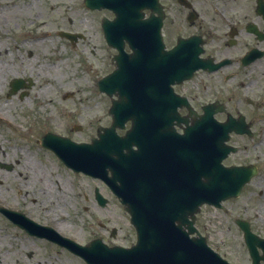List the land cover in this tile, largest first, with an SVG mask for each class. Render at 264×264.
Masks as SVG:
<instances>
[{"label":"rangeland","instance_id":"obj_1","mask_svg":"<svg viewBox=\"0 0 264 264\" xmlns=\"http://www.w3.org/2000/svg\"><path fill=\"white\" fill-rule=\"evenodd\" d=\"M12 1L14 5L11 6L9 0H0V41L6 38L4 43L10 44L8 38L15 32L18 38L15 37L12 43L16 48L12 46L10 49L15 54L17 67H22L17 57H26V53L17 54L19 50L23 52L26 49V58L30 57V50H34V60L30 62L34 80L41 79L39 75L43 71L53 81L58 78L62 85L51 90L53 96L50 97L51 105H48L46 115L22 118L17 114L15 120L21 127L0 126V196L8 199L30 194L33 197L34 193L45 192L47 202H42L43 197L38 195L40 203L32 208L33 215L42 224L54 228L57 221L64 227L63 235L81 246L101 239L110 246L128 248L137 242L136 230L119 198L102 182L67 169L51 152H44L38 143L40 137L48 132L71 138L74 142L91 143L92 138L98 136V128L112 126V115L109 113L112 98L99 92L97 80L107 77L115 65L112 59L117 52L107 46L101 29V20L103 23L106 19L103 17L112 19L113 15L108 10L90 12L84 8L83 0H56L64 1V4L56 6L54 11L51 10L53 0ZM163 2L167 15L165 36L171 47L176 36L186 33L180 23L184 10L177 0ZM175 19L180 23L179 29L173 24ZM43 22L47 24L45 29L54 32L53 43L45 42L42 47L36 43L31 45L30 36L36 35L34 25ZM61 31L77 32L85 38L73 45L66 38L59 37ZM92 49L96 50V55L92 54ZM53 63L57 66L50 65ZM8 78L12 75L3 77V83ZM183 89L190 91L188 83ZM65 90L71 93L65 96ZM67 113L71 114L68 116ZM49 115L56 116V119ZM130 127L131 123H128L125 130H118V134L123 136ZM6 130L11 133L2 132ZM239 139L238 145L245 144L246 152L231 156L234 159L230 157L229 163H254L259 176L243 188L240 196L224 202L225 209L203 206L197 214L196 226L200 234L207 238L209 246L222 257L234 264H251L244 232L237 223L238 220L248 221L253 233L264 239V143L257 146L255 141ZM25 153H29L33 161L26 160ZM18 160L20 164L12 172L2 167ZM47 181L50 182V190L45 189ZM96 189L109 200L105 208H101L95 199ZM259 213L261 218L257 217ZM0 221L5 219L0 217ZM0 225L2 264H61L57 257H62L64 264L70 261L72 264H85L79 258L68 256L66 250H59L58 245L31 237L13 224Z\"/></svg>","mask_w":264,"mask_h":264},{"label":"water","instance_id":"obj_2","mask_svg":"<svg viewBox=\"0 0 264 264\" xmlns=\"http://www.w3.org/2000/svg\"><path fill=\"white\" fill-rule=\"evenodd\" d=\"M105 1L103 7L114 9L118 17L113 26H119L127 35L134 31L135 8L138 7V16L141 15L139 10L144 7L143 2L146 0ZM155 5L156 13L161 15L160 19L155 20L158 23L163 19L162 6L158 4V0H155ZM148 24L150 23L141 21V25ZM131 43L136 49V56L134 64L129 65L128 61L124 69L128 74V88L123 87V81L118 79L122 77V73L111 76L101 84L106 92H113L115 89L121 97V103L115 104L110 112L114 116L112 128L103 129L104 133H99L100 140H93L91 145H76L61 137H47L45 144H51L48 147L69 168L105 180L113 192L123 199L122 203L138 230V246L128 250L108 249L103 242L97 240L84 248L61 238L50 229L44 232L49 233L46 236L50 240L66 245L89 264H228L207 247L204 237L199 236L194 227L195 215L204 203L220 207L222 200L240 195L242 188L257 172L254 169L224 170L221 161L225 156L221 153L226 152L222 150L224 140H218L217 137L227 134L225 128L215 129L214 132L218 153L203 151L196 157L188 149V144L191 143L189 135L192 133L189 132L187 136L177 134L172 118L167 117L165 126L162 125L165 121L161 119L162 131H155L160 122L158 118L150 121L147 119L140 95L142 82L138 68L137 41ZM180 54L183 58L179 57ZM173 57L182 61L178 62V68L179 73L183 74L187 67L184 51H173ZM165 58L166 54L162 56V59ZM136 94L139 95L132 96ZM129 120L133 123V129L127 136L120 138L116 134V128H125ZM134 146L137 147L136 150ZM152 150H161L165 156H170L167 170L158 161L161 160L159 157L155 159V166L152 165ZM109 170L112 178L108 177ZM105 204L106 202L103 206ZM238 223L245 230L254 264H260L262 258L258 256L256 246L261 245L264 249V241L249 233V224ZM193 233H197L198 238L191 239L189 236Z\"/></svg>","mask_w":264,"mask_h":264},{"label":"flooded vegetation","instance_id":"obj_3","mask_svg":"<svg viewBox=\"0 0 264 264\" xmlns=\"http://www.w3.org/2000/svg\"><path fill=\"white\" fill-rule=\"evenodd\" d=\"M184 3L185 6H179L184 10L180 23L186 31L181 36L187 40L197 37L196 45L201 49L200 59L206 67L201 66L202 68L193 74L188 82L190 91L183 89L182 86H175L174 89L177 93L188 97L197 116L204 113V108L208 104H213L218 112L215 115L217 120L225 122L231 115L239 128H248V134H232L230 138L233 147L242 148L241 151L238 149L237 153L246 152L245 144L238 145L240 137L256 142L264 139V0H184ZM162 4L166 12V4L163 1ZM150 13V11L147 12L146 16L149 17ZM180 23L175 19L173 24L179 29ZM165 28L163 33L165 45L168 50H171L180 36H176L174 44L169 47L170 42L165 36ZM10 37L14 40L16 34L12 32ZM11 39L8 38L10 44L4 43L6 38L0 41V106H5L4 112L14 119L17 114L22 118L46 115L50 107L48 105H51L50 97L53 96L51 90L62 84H59L57 78L52 87L49 77L43 71L39 75L41 79L34 80L30 67L33 53L30 52V57L26 58L28 53L25 48L23 52L19 50L17 53H26L23 59L20 56L17 57L19 64L22 65L17 67L14 62L15 54H12L10 49L14 42ZM127 48H125L126 52L130 53V49L128 51ZM92 54L96 55V50L92 49ZM39 65L42 66V63ZM115 66L116 63L113 69ZM14 67L16 70H13ZM9 74L12 78H8L3 83V77H8ZM44 83L48 86L46 107L36 95L42 91ZM182 111L183 115L188 113L187 110ZM197 118L193 120L196 121ZM239 119H243V122L238 121ZM231 159L234 158L231 157ZM19 161L3 166L12 172ZM38 195L40 198L43 197L42 202H47L44 199L45 192L34 193L33 197H30V194H19L8 199L3 198V206L0 208L5 207L6 211L12 212L13 216L9 219L0 211V217L5 219L0 223L13 224L19 229L24 224H29L31 220L42 224L32 213V208H36L40 203ZM20 196H26V198ZM26 219L29 222H23ZM57 259L61 260V264L65 263L62 257ZM0 264H2L1 258Z\"/></svg>","mask_w":264,"mask_h":264},{"label":"bare ground","instance_id":"obj_4","mask_svg":"<svg viewBox=\"0 0 264 264\" xmlns=\"http://www.w3.org/2000/svg\"><path fill=\"white\" fill-rule=\"evenodd\" d=\"M34 1V0H33ZM10 5H14V4H11L13 3L12 0H9ZM64 4V1H56V0H53V2L51 3V10H55L56 9V6L57 7H62ZM28 14V13H27ZM47 27V24L45 22L43 23H37L34 25V29H35V32H36V35H31L30 38H32L33 36H36V45H40L41 47L45 44V42H48L50 44L53 43L52 39L54 37V32L53 31H50L49 29H45ZM44 78V77H43ZM45 79V78H44ZM55 82L50 78V84H52V87H54V84ZM45 84V83H44ZM37 99L41 101V103L43 104V106H45V104L47 103V100H48V86L45 84V86L43 87L42 91L37 93ZM5 106H0V118L2 120H4V122H2V124L4 125H7V126H16V123H14L15 121L13 120L14 118H12L11 116L7 115L5 112H4V108ZM46 107V106H45ZM4 114V115H3ZM14 121V122H12ZM0 124V125H2ZM10 130V129H9ZM9 130H6V131H2L3 133H11L9 132ZM1 131V130H0ZM26 156V160H32L31 156L29 153H25ZM24 156V154H23ZM33 161V160H32ZM31 161V162H32ZM48 184L45 185V189L47 190H50L49 189V185H50V182L47 181ZM64 187V185H63ZM56 226L58 227V232L62 233L63 230H64V227H62L60 224H56Z\"/></svg>","mask_w":264,"mask_h":264}]
</instances>
